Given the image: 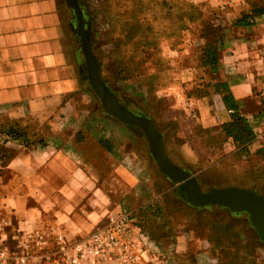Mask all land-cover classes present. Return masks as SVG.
Wrapping results in <instances>:
<instances>
[{"label": "crops", "instance_id": "0c3cea01", "mask_svg": "<svg viewBox=\"0 0 264 264\" xmlns=\"http://www.w3.org/2000/svg\"><path fill=\"white\" fill-rule=\"evenodd\" d=\"M240 3L239 16L264 0ZM70 24L71 10L65 0H0V124L18 123L30 139L43 141L31 146L8 142L17 152L4 167L11 176H0L5 189L1 211L20 235L45 228L75 239L90 233L110 213L126 208L135 211L144 230V209L150 203L145 198V188L151 186L145 176L149 163L130 137L118 132L119 126L114 125L117 132L110 129L112 117H103L87 91ZM219 69L241 113L252 125L256 120L262 125L264 14L256 16L254 24L227 27ZM197 86L185 91V98L199 109L198 123L181 135L185 155L212 164L218 154L235 157L237 148L231 139L216 144L217 137H212L213 145L207 141L219 133L221 123L230 120L231 112L212 86H208L210 94L188 98ZM209 97L218 98V106ZM260 125L254 126L257 137L250 149L255 170L263 172L258 189L264 193V157L255 154L259 148L264 153V131H257ZM199 129H210L211 134H199ZM193 233L194 229L171 233L169 245L178 252H195ZM209 245L208 239L202 243V247ZM203 253L210 255L211 264L210 249Z\"/></svg>", "mask_w": 264, "mask_h": 264}, {"label": "rangeland", "instance_id": "374dc122", "mask_svg": "<svg viewBox=\"0 0 264 264\" xmlns=\"http://www.w3.org/2000/svg\"><path fill=\"white\" fill-rule=\"evenodd\" d=\"M239 1V2H238ZM241 0H84L85 8L88 13L93 12L91 33L94 34V53L102 65V77L117 92L121 103L128 105L132 109H140L152 116L166 137V148L169 156L178 164L188 168L193 175H196L202 187L208 189L213 186L240 185V186H259L255 176L248 173L251 168L248 157H242L241 160L235 157H224L223 153L215 157L216 163L196 162L187 158L183 136L184 132H189L191 125L198 123L199 109L194 107L190 99L185 98V91L192 88L195 84L201 85L209 80L210 76L200 64L201 50L205 44V39L201 36L199 20L190 21L187 13L195 11L194 16L202 17L214 23L216 32H220L219 27L224 28L222 33H226L228 26L233 25L234 20L239 17V6ZM71 10V20L74 18ZM180 13L183 22L178 19ZM135 18L142 20L141 28L146 29V33L152 40V45L146 49V62L143 67L147 72L159 73L156 81L157 87L152 91L147 88L140 80L134 78L121 80L118 76L119 69L123 65L120 63V57L130 58L136 52L133 49L134 39H130L132 33H136L138 24L134 26ZM133 22V23H132ZM139 23V22H138ZM216 26V27H215ZM132 27V28H131ZM73 30V29H72ZM74 31V30H73ZM76 39V46L79 48L82 68L87 72L85 57L80 50L81 43ZM129 37V38H128ZM126 40V41H125ZM92 41V38H91ZM120 47H117L116 44ZM125 44V45H124ZM93 46V44H92ZM168 68L161 71L160 68ZM85 80V79H84ZM87 91L91 94L95 104L101 110L103 117L109 116L102 107L99 97L91 89L86 80ZM184 98H182V94ZM190 98V97H188ZM209 101L218 106V98ZM214 101V102H213ZM179 105V106H177ZM253 112L254 109L248 108ZM109 127L112 131L114 125L119 126V133H126L143 152L147 158L149 171L145 174L147 181H150V188H145V198L150 203H159L164 210L163 216H154L151 213L145 214L144 222L141 223L144 230L147 231L156 241H163L159 245L164 251L176 257V264H210V255L202 254L211 246H203L205 239V230L197 228L193 218V206L180 199L175 191L176 184L167 179L158 171V166L151 158L148 150V143L144 133L139 128H132L129 125L121 123L112 117ZM262 119V118H261ZM263 121V119H262ZM253 125L258 127L259 121H252ZM2 124H0L1 126ZM133 126V125H132ZM263 126V128H262ZM135 127V126H134ZM258 128V133H263L264 123ZM109 131V129H107ZM4 137V136H2ZM0 137V139L2 138ZM1 141V140H0ZM11 145L10 143L6 144ZM11 147V146H10ZM150 155V158H149ZM226 158V159H225ZM218 161V164H217ZM231 171V172H230ZM234 173L241 175L238 184L234 182ZM0 176L9 178L10 171L0 168ZM148 176V177H147ZM149 178V180H148ZM260 184V183H259ZM259 188V187H258ZM264 190V186L261 185ZM5 189L0 181V203ZM133 207L140 204L132 203ZM197 208V207H196ZM129 210V209H128ZM133 212H135L133 210ZM0 215H5L0 208ZM165 226L168 228H165ZM194 230L192 239V250L188 252H178L173 248L175 245H169L171 233L179 231L188 232ZM14 227L8 229L7 244L12 251L19 249V241L13 237ZM251 233H243V237L249 240ZM172 236V237H171ZM259 242V241H258ZM261 243V242H259ZM173 244V243H172ZM253 248V247H252ZM256 256V264H264V244L253 248ZM190 252V254H189ZM197 252V253H196ZM34 256L30 258L28 264H53L48 257L44 256L45 250L34 249ZM211 264H218L213 257Z\"/></svg>", "mask_w": 264, "mask_h": 264}, {"label": "trees", "instance_id": "16d2710c", "mask_svg": "<svg viewBox=\"0 0 264 264\" xmlns=\"http://www.w3.org/2000/svg\"><path fill=\"white\" fill-rule=\"evenodd\" d=\"M82 6H85L84 0H79ZM93 16V12H90ZM195 11L187 13L190 21L199 20L201 36L205 39V44L201 50L200 54V64L207 71L210 78L201 85L198 84L197 87L193 88L188 92V96H206L210 94L208 86H212L215 93H219L222 96V100L228 110H232L230 113V120L221 123L219 133L211 134L210 129H199L198 133H210L208 134V144L213 145L211 141L212 137L216 138V144L226 142L231 139L232 144L237 148L236 155L238 158L248 157L252 160V152L250 145L254 142L257 137L256 130L250 121L245 117L240 110L239 104L232 94L229 84L226 80H222L220 77V60L222 57L223 50V34L224 28L219 27L220 32H216L214 28V23L210 20L204 19L202 17H195ZM264 14V4L254 5L251 12L242 13L237 17L233 25H251L255 23V17ZM178 16L181 14L178 13ZM184 27L186 24L183 22L182 16L178 18ZM133 23L134 26L138 24L139 27L136 28V33H132L130 39H134L133 49L136 54L130 58L120 57L122 63L125 66L120 67L118 76L121 80L136 79L140 80L147 88L151 91L155 89L158 85L156 83L159 73L147 72L143 65L146 62V49L149 45H152V40L145 32L146 29L142 26V20L135 18ZM139 22V23H138ZM216 27V26H215ZM132 28V27H131ZM129 38V37H128ZM126 41V40H125ZM94 34L92 33V44L94 48ZM121 43H117L116 46L120 47ZM125 45V44H124ZM161 71L166 68H160ZM132 128H136L129 125ZM137 129V128H136ZM28 131L25 127L18 123H5L0 126V168L5 167L8 162L15 156L17 150L14 147L7 146L6 144L11 141H16L25 146H31L38 142H43L42 140H32L28 137ZM107 147V146H106ZM263 148H259L255 151L258 156H263ZM254 160L250 162L251 168L248 169L250 174L254 175L256 180L261 184L263 177V172L256 171ZM231 172V171H230ZM237 176V177H235ZM238 174L234 173L235 184L239 183L241 180ZM262 177V178H261ZM194 222H196V227L201 230H205V238L211 244V252L213 257L217 260L218 264H256V256L254 254L253 248L260 246L261 243L258 242L257 236L249 225L246 215H235L228 211L226 208L219 206H212L210 208H196L192 209ZM145 214H152L154 216H163L164 210L159 203H149V205L144 209ZM195 230V229H194ZM249 232L250 239L245 241L243 233ZM253 247V248H252Z\"/></svg>", "mask_w": 264, "mask_h": 264}, {"label": "water", "instance_id": "95a60500", "mask_svg": "<svg viewBox=\"0 0 264 264\" xmlns=\"http://www.w3.org/2000/svg\"><path fill=\"white\" fill-rule=\"evenodd\" d=\"M73 10V30L80 36V50L84 54L87 72L81 68L82 78L99 97L105 112L126 125H133L144 133L151 158L158 171L176 184V194L187 204L197 208L219 206L235 215H246L259 242L264 244V193L257 186L226 185L204 189L199 178L168 154L166 137L150 114L136 111L121 103L117 92L102 77V65L92 46V19L85 20V12L79 0H65ZM88 26L83 29L84 23Z\"/></svg>", "mask_w": 264, "mask_h": 264}, {"label": "built area", "instance_id": "2783aa9c", "mask_svg": "<svg viewBox=\"0 0 264 264\" xmlns=\"http://www.w3.org/2000/svg\"><path fill=\"white\" fill-rule=\"evenodd\" d=\"M10 226L14 227L12 219L0 215V264H28L36 256L34 249L45 250L44 256L53 264H173L171 254L138 225L135 213L127 208L110 213L90 233L75 239L45 228L14 233L19 241L16 251L7 244Z\"/></svg>", "mask_w": 264, "mask_h": 264}, {"label": "flooded vegetation", "instance_id": "af4514ba", "mask_svg": "<svg viewBox=\"0 0 264 264\" xmlns=\"http://www.w3.org/2000/svg\"><path fill=\"white\" fill-rule=\"evenodd\" d=\"M83 7V9H84V12H85V20H89L90 18L89 17H91V15L88 13V11H87V9L85 8V6H82ZM71 22H72V20H71ZM71 25V24H70ZM87 26H88V24L85 22L84 23V27H83V29H86L87 28ZM72 28V27H71ZM73 31V30H72ZM74 32V35L77 37V40L80 42V36L78 35V33H77V31H73ZM82 74V73H81ZM136 111H139L140 109H135Z\"/></svg>", "mask_w": 264, "mask_h": 264}]
</instances>
